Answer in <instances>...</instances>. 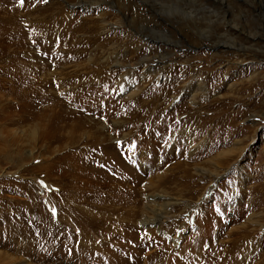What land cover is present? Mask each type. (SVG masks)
I'll list each match as a JSON object with an SVG mask.
<instances>
[{"label": "rangeland", "instance_id": "obj_1", "mask_svg": "<svg viewBox=\"0 0 264 264\" xmlns=\"http://www.w3.org/2000/svg\"><path fill=\"white\" fill-rule=\"evenodd\" d=\"M51 1L0 0V264H264V0Z\"/></svg>", "mask_w": 264, "mask_h": 264}, {"label": "bare ground", "instance_id": "obj_2", "mask_svg": "<svg viewBox=\"0 0 264 264\" xmlns=\"http://www.w3.org/2000/svg\"><path fill=\"white\" fill-rule=\"evenodd\" d=\"M51 1V0H50ZM29 2V1H28ZM30 3H32L31 5H29V6H27V8H29V7H34V6H40L41 5V0H31V2ZM59 3V2H58ZM21 4V3H20ZM24 4V3H23ZM22 4V7H26V5H23ZM29 4V3H28ZM56 3L54 2V1H51L50 2V4H47V5H43V6H41L40 8H38V10H39V15H42V17L43 18H39V21H41V19H42V21L41 22H39V23H41V24H43V26H44V29L43 30H41V32H40V34L41 35H46L47 33H49V32H51L53 29H55L56 27L53 25V23L54 22H58V24L59 23H61V21H64V18H65V14H64V11H63V7H62V5H56ZM17 9V8H16ZM19 9V8H18ZM21 9V8H20ZM23 9V8H22ZM51 10L52 11H54V12H51ZM13 11V10H12ZM28 11V10H27ZM26 11V12H27ZM15 15V14H14ZM20 15V14H19ZM48 17V18H47ZM12 22H14V20H13V17H12ZM103 22V24L105 25V26H109V27H112L113 26V24L112 23H109V22H107L106 23V21H102ZM35 26V25H34ZM37 27V26H36ZM35 27V28H36ZM49 30V31H48ZM91 31V30H90ZM226 34H228V33H223V34H220L219 36H221V35H226ZM219 36H217V37H219ZM154 37H156V36H154ZM231 38V37H230ZM219 44H221V43H219V41L218 42H215L213 45H219ZM147 69V71L149 72V71H152V69L151 68H146ZM202 86L203 85H199V86H196V88L194 89V92H195V94L193 93L192 95H191V97H192V99L194 100L195 98H196V94L197 93H199V91H201V88H202ZM189 87V88H188ZM190 87H191V85L190 84H188V86L187 87H185L186 89H185V93H188L189 94V92H190ZM27 98L28 97V95H26V93H24L23 94V98ZM36 113V112H35ZM42 113V112H41ZM45 113V114H44ZM43 114H37V119H39V121H42V119H44L45 117H47V113L46 112H44ZM46 121L48 122V119H46ZM230 122H231V119H230ZM43 125V124H42ZM46 129L48 128L47 127V124H45V126H44ZM50 129V128H49ZM42 132V131H41ZM97 132H99L100 133V130L99 131H97ZM104 132L101 130V135L103 134ZM51 134V133H50ZM96 137H95V145H94V147H93V149H91L89 152H88V154L90 155V152L91 151H98V150H100L101 149V154L105 157V154H107L108 153V151H106L105 152V150H103V148L100 146V145H102L101 143H102V141H103V139H104V137H101L100 138V135L98 136V135H95ZM189 137V136H188ZM43 139H45V142H47L48 140H50L49 139V136H48V133L46 132L45 134H43ZM48 142H50V141H48ZM100 146V147H99ZM103 150V151H102ZM103 152H105V153H103ZM91 154H92V152H91ZM95 157V156H94ZM104 157H102V158H99V157H96V158H94L93 160H94V162L96 163V164H98V165H100V166H103V167H108L109 166V164H110V160H108V161H106L105 159L106 158H104ZM230 158H232V157H229V158H226V160L225 161H227V160H229ZM206 161H208V163L209 164H211V162L209 161V160H206ZM68 165V168H73V167H75V166H73L71 163H68L67 164ZM212 165H214V164H212ZM169 204H171V203H169ZM106 205V204H105ZM168 205V203L166 202V203H164L163 204V211L161 212V210H160V212H156V214H155V216L153 217V218H147V217H143L142 219H141V222H143V223H145V224H158L159 222V220H160V218H161V215L163 214V213H165V210H166V206ZM91 206H92V204H91ZM95 206V205H94ZM99 207H100V205H99ZM129 207H130V205H129ZM106 207H104V209H105ZM115 208H116V206H115ZM115 208H111V210H114ZM117 208H119V205H118V207ZM150 208V207H149ZM108 209V208H107ZM146 209H147V207H146ZM165 209V210H164ZM93 210V209H92ZM127 210V209H126ZM152 210V209H151ZM155 210V209H154ZM82 211V214H83V216H82V219H86L87 217H92V218H94L95 220V223H97L96 224V226H98V223H101V221H105V223L108 221V220H110L109 218H108V216H104V212L103 211H99V213H100V215H93L92 213H91V210L90 209H86V210H81ZM97 213V212H96ZM112 214V213H111ZM167 214V213H166ZM113 216V218L111 219V221H114V220H116L117 222H118V224L120 225L121 223V219L120 218H115L114 217V214H112ZM86 217V218H85ZM92 221V220H91ZM88 222V221H87ZM144 224V225H145ZM256 224V223H255ZM122 225V224H121ZM99 226H102V224H100ZM112 226V228H114V225H111ZM159 226V225H158ZM248 226V225H247ZM245 227V226H244ZM92 228V227H91ZM91 228H89L90 230H91ZM96 230L97 229H102V228H95ZM94 230V229H93ZM236 232V231H235ZM238 232V231H237ZM246 232V231H245ZM249 232V231H248ZM106 233H108V232H106ZM239 236V235H238ZM238 237H236V239H237ZM235 239V238H234ZM95 240V239H94ZM230 241H232V239H229V240H226V242H227V244H228V242H230ZM101 242V241H100ZM92 243V242H91ZM102 243V242H101ZM109 244V243H108ZM224 245V244H223ZM229 245H230V243H229ZM227 247H228V245H227ZM243 246H241L240 247V249L242 248ZM244 251H242L241 252V254L240 255H238V256H234V257H241L242 256V253H243ZM95 254V253H94ZM193 256L196 258V260H198L199 259V257L197 256V255H195V254H193ZM193 256H191V257H193ZM193 257V258H194ZM225 258V256H223V259Z\"/></svg>", "mask_w": 264, "mask_h": 264}]
</instances>
